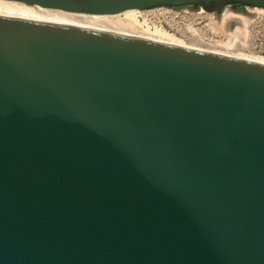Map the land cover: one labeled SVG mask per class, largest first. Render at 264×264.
Listing matches in <instances>:
<instances>
[{"label": "water", "instance_id": "95a60500", "mask_svg": "<svg viewBox=\"0 0 264 264\" xmlns=\"http://www.w3.org/2000/svg\"><path fill=\"white\" fill-rule=\"evenodd\" d=\"M234 6L0 0V264H264V63L23 11Z\"/></svg>", "mask_w": 264, "mask_h": 264}, {"label": "rangeland", "instance_id": "374dc122", "mask_svg": "<svg viewBox=\"0 0 264 264\" xmlns=\"http://www.w3.org/2000/svg\"><path fill=\"white\" fill-rule=\"evenodd\" d=\"M248 10L258 14L244 24L237 19L239 15L236 13V18L217 20L214 19L213 12L202 8L181 11L182 16L171 12H153L137 13L136 18L138 22L146 18L148 25L163 28L167 33L174 35L180 45L248 59H264V9L249 6ZM125 28L120 31L133 32L135 27Z\"/></svg>", "mask_w": 264, "mask_h": 264}, {"label": "bare ground", "instance_id": "6f19581e", "mask_svg": "<svg viewBox=\"0 0 264 264\" xmlns=\"http://www.w3.org/2000/svg\"><path fill=\"white\" fill-rule=\"evenodd\" d=\"M23 11L30 20L68 24L97 30H106L120 34L145 37L166 43L179 44L174 35L167 33L163 28V30L157 27H154V29H152V27H150L149 25H145L144 22H138L136 18L137 13L120 15H97L31 7H23ZM122 15L123 17H121ZM236 16L232 13H227L224 20L233 19L236 18ZM237 19H239L240 22H243V24L247 21L243 17H237ZM125 25L132 27L134 26V31H120V29H126ZM251 60L264 63V59L261 58H253Z\"/></svg>", "mask_w": 264, "mask_h": 264}, {"label": "built area", "instance_id": "2783aa9c", "mask_svg": "<svg viewBox=\"0 0 264 264\" xmlns=\"http://www.w3.org/2000/svg\"><path fill=\"white\" fill-rule=\"evenodd\" d=\"M169 12L174 13V15H180V16L183 15L181 11H169ZM143 20H144V21H142V22H144L145 25H148V22H149V21H147L146 18H143ZM149 26L152 27V28L156 27V26H151V25H149ZM224 37L227 38L226 35H224Z\"/></svg>", "mask_w": 264, "mask_h": 264}, {"label": "flooded vegetation", "instance_id": "af4514ba", "mask_svg": "<svg viewBox=\"0 0 264 264\" xmlns=\"http://www.w3.org/2000/svg\"><path fill=\"white\" fill-rule=\"evenodd\" d=\"M234 9L245 12V11H247L249 9V6H239V7L234 6Z\"/></svg>", "mask_w": 264, "mask_h": 264}]
</instances>
